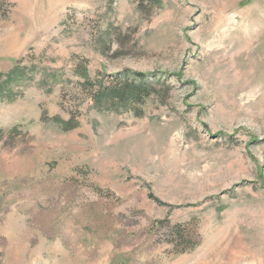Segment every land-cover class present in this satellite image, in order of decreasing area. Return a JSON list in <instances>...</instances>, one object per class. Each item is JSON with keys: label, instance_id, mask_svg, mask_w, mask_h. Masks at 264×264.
I'll return each instance as SVG.
<instances>
[{"label": "rangeland", "instance_id": "rangeland-1", "mask_svg": "<svg viewBox=\"0 0 264 264\" xmlns=\"http://www.w3.org/2000/svg\"><path fill=\"white\" fill-rule=\"evenodd\" d=\"M0 264H264V0H0Z\"/></svg>", "mask_w": 264, "mask_h": 264}, {"label": "trees", "instance_id": "trees-1", "mask_svg": "<svg viewBox=\"0 0 264 264\" xmlns=\"http://www.w3.org/2000/svg\"><path fill=\"white\" fill-rule=\"evenodd\" d=\"M119 77L122 82L117 86L97 91L94 96L97 105H106L110 110L136 109L155 91V85L147 79V74L124 71ZM178 228L179 226H176L170 234L177 243L175 247L181 248L180 253L186 252L189 248L193 249L195 245L190 244L186 231Z\"/></svg>", "mask_w": 264, "mask_h": 264}]
</instances>
